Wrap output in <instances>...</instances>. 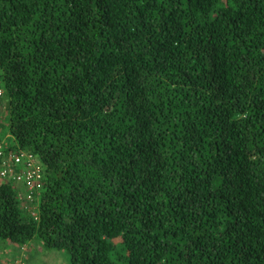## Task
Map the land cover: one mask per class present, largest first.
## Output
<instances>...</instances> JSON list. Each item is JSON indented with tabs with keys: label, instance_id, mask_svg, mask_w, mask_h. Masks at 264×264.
Listing matches in <instances>:
<instances>
[{
	"label": "trees",
	"instance_id": "1",
	"mask_svg": "<svg viewBox=\"0 0 264 264\" xmlns=\"http://www.w3.org/2000/svg\"><path fill=\"white\" fill-rule=\"evenodd\" d=\"M0 72L45 175L38 219L0 184L1 243L264 264V0H0Z\"/></svg>",
	"mask_w": 264,
	"mask_h": 264
},
{
	"label": "built area",
	"instance_id": "2",
	"mask_svg": "<svg viewBox=\"0 0 264 264\" xmlns=\"http://www.w3.org/2000/svg\"><path fill=\"white\" fill-rule=\"evenodd\" d=\"M3 95L4 88L0 74V98ZM0 179L3 182H11L16 185L23 184L27 190L26 199L32 204L35 202L37 194L44 189L43 179H45V175L36 156L18 148L11 149L0 135ZM31 213L34 218H39V213L36 211L31 210ZM7 264L25 263L19 260L10 261Z\"/></svg>",
	"mask_w": 264,
	"mask_h": 264
},
{
	"label": "rangeland",
	"instance_id": "3",
	"mask_svg": "<svg viewBox=\"0 0 264 264\" xmlns=\"http://www.w3.org/2000/svg\"><path fill=\"white\" fill-rule=\"evenodd\" d=\"M3 99L0 98V121H1V130H2L1 137L6 140L7 135L9 133L6 128L7 125H5L7 111H6V102ZM7 142L10 148H12L11 146H14L11 140H8ZM19 185L20 187L17 186V195L19 201L21 202V206H23L24 209L32 208L29 210H33L39 213L37 209L39 204L38 203L39 197L37 196L34 204H31V202L28 201V199H26L27 196L26 187L23 184H19ZM10 260L13 261L22 260L25 264H67V258L63 253L48 251L45 248V246L39 242L30 243L24 246L23 248L15 247L8 243L0 242V264H6Z\"/></svg>",
	"mask_w": 264,
	"mask_h": 264
},
{
	"label": "crops",
	"instance_id": "4",
	"mask_svg": "<svg viewBox=\"0 0 264 264\" xmlns=\"http://www.w3.org/2000/svg\"><path fill=\"white\" fill-rule=\"evenodd\" d=\"M1 131H2V130H1V124H0V135L2 134ZM1 136H2V135H1ZM6 140H7V141H8V140H11V141L13 142V145H16V143H15V141H14V138L10 135V133L7 135V139H6ZM6 140H5V141H6ZM7 141H6V142H7ZM7 143H8V142H7ZM1 181H2V180L0 179V184H2V182H3V181H2V182H1ZM17 186L20 187V185H17ZM21 189H22V187H21Z\"/></svg>",
	"mask_w": 264,
	"mask_h": 264
}]
</instances>
